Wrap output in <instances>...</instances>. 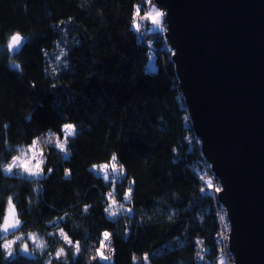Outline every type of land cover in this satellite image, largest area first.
<instances>
[{"label":"trees","instance_id":"1","mask_svg":"<svg viewBox=\"0 0 264 264\" xmlns=\"http://www.w3.org/2000/svg\"><path fill=\"white\" fill-rule=\"evenodd\" d=\"M134 5L143 0H0V158L11 154L5 141L29 144L48 128L60 134L66 122L79 128L70 157L46 153L45 172L54 171L38 179L43 193L34 207L26 198L36 179L0 175V216L13 193L26 229L45 232L46 221L68 212L63 227L83 245L74 261L69 251L70 264H87L89 241L104 230L111 232L114 264H131L133 253H147L154 264H195L200 241L215 264L218 205L197 179L200 157L187 142V111L164 36L147 27L138 34ZM16 30L25 38L8 53L5 40ZM57 44L68 52L62 58L68 66L59 64L52 75ZM9 57L21 63L23 74ZM113 152L126 172L105 183L87 169L108 162ZM65 168L71 170L67 180ZM113 187L117 201L131 195L126 206L132 210L109 219L103 208ZM83 204L92 205L87 215L81 214ZM6 264H37V257L16 255Z\"/></svg>","mask_w":264,"mask_h":264},{"label":"water","instance_id":"2","mask_svg":"<svg viewBox=\"0 0 264 264\" xmlns=\"http://www.w3.org/2000/svg\"><path fill=\"white\" fill-rule=\"evenodd\" d=\"M153 3L201 154L223 185L233 264H264V0Z\"/></svg>","mask_w":264,"mask_h":264},{"label":"clouds","instance_id":"3","mask_svg":"<svg viewBox=\"0 0 264 264\" xmlns=\"http://www.w3.org/2000/svg\"><path fill=\"white\" fill-rule=\"evenodd\" d=\"M151 3V0H148ZM137 6L134 5V8ZM166 15V12H165ZM24 35L16 30L9 34L6 38L4 46L8 53H11L16 49L21 42L24 40ZM58 55L55 58V63L50 66V74L54 75L57 73V67L59 64H63L66 68L67 61L62 58L67 57L68 52L57 44ZM9 64L15 66V69L23 74V68L21 63L9 57ZM30 121V117L26 118ZM8 124H4L6 129ZM78 125L66 122L62 125L61 133L58 134L51 128L46 129L42 134L33 137L29 144H17L10 145L5 141L6 148L11 149L10 156L5 160L0 158V175L10 176L16 174L17 176H26L28 178H40L44 180L48 179L53 168H47L45 172V166L48 163V157L46 153L49 150H54L56 156L60 159L70 157L72 150L69 147L70 143L76 139L78 132ZM208 169L211 170L212 176L215 173L212 171L213 165L207 163ZM88 171L98 172L101 174L102 179L105 183L109 180V171L115 173L119 171L121 176L126 172V169L122 163L119 162V156L113 152L110 154V160L108 162H94L92 163ZM71 176V170L68 168L64 169L62 179L67 180ZM197 179L201 182L207 180V173L204 175L197 174ZM219 179V178H218ZM220 181V180H219ZM221 185L222 182L220 181ZM114 184V182H113ZM223 187V185H222ZM31 197L27 199V206L29 208L34 207L39 203V199L43 193V184L37 180L30 184ZM132 183L128 184V191L131 192ZM203 191V189H201ZM15 193L9 194L5 197L6 200V212L0 216V236L10 231L13 233L7 238L0 239V262L6 264L17 252L31 253L37 257V264H70L69 251L71 252V260H76L82 254V241L73 239L70 233L63 227V222L70 215L68 212H64L58 217H52L51 220L45 222L46 231L41 232L38 228H25V221L23 220L21 213L16 210L14 204ZM116 192L113 187L107 193V201L103 208L104 214L109 218H114L118 211L123 210L125 213L131 212V207L126 205L132 204L131 195L123 197V201L116 200ZM92 207L91 204H83L81 206V214L87 215L89 209ZM175 215L174 211H170L167 219L172 220ZM202 222V217H197ZM72 227L75 229L80 227L79 224L73 223ZM127 240V231L122 237ZM53 244L55 247H53ZM208 249L204 246L203 241H200L198 248L196 249L194 260L195 264H213V260L207 257ZM115 249L113 247V241L111 239V232L104 230L102 238L89 241L88 250L85 253L87 264H92L93 261L104 262L107 264H114L113 256ZM234 255V254H233ZM151 264L148 259V254L144 253L141 256H137L135 253L132 254L131 264ZM215 264H225V262L216 260Z\"/></svg>","mask_w":264,"mask_h":264},{"label":"built area","instance_id":"4","mask_svg":"<svg viewBox=\"0 0 264 264\" xmlns=\"http://www.w3.org/2000/svg\"><path fill=\"white\" fill-rule=\"evenodd\" d=\"M133 18H134V14H133ZM142 29H144V27H142ZM137 32L140 33L141 31L137 30ZM165 44L168 47V44L166 42H165ZM188 122H190V121H187L188 132L190 133V135L188 136V141L187 142L192 143V145L198 151V156L200 157V164H199V167H198L199 172L202 173L203 175L205 173H207V179H210V180L213 181V187L211 189H209V187L205 183V181L203 182L202 189H203L204 193L209 194L213 198L215 203L218 205V206H216L217 207V210H216L217 218H218L219 225H220L218 234L216 235V240H217V243H218V246H219L218 258L219 259H224L225 260L224 261L225 264H233L232 255L230 254V251L228 249V232H229L228 224L226 223V221H224L223 223H221V221H220V216H224V220L226 219L225 210L220 205V203L218 201V193L215 191V188L217 186L220 187V188H221V186H220V183H219L218 179L216 177H213L211 170L208 169V167H207V163L208 162L205 160V158L201 154L200 143L198 142V139L195 136V134H194V132L192 130V127L190 126V123H188ZM221 211H222V214H220ZM224 224L227 225L226 228L224 227Z\"/></svg>","mask_w":264,"mask_h":264},{"label":"rangeland","instance_id":"5","mask_svg":"<svg viewBox=\"0 0 264 264\" xmlns=\"http://www.w3.org/2000/svg\"><path fill=\"white\" fill-rule=\"evenodd\" d=\"M139 8V11H140V15L138 17H136L135 19V22L136 24H138L139 26V30L141 32L144 31V29H142V27H147L149 28V31H158V32H161L162 34L164 33V31L166 30V26H165V22H164V15L161 17V18H157V23L156 24H153L151 22V20H148V19H144L143 17H145L147 14H151V15H155V11H160L164 14V12L158 8L154 3H153V0H151V3H148V0H143V5H139L137 7V9ZM142 8H143V11H142ZM136 9V11H137ZM135 11V13H136ZM145 12V13H144ZM134 13V15H135ZM143 25V26H142ZM142 29V30H141ZM165 40V39H164ZM150 44V41L148 42ZM151 45V44H150ZM149 45V46H150ZM169 48V47H168ZM169 52H170V55L172 54L170 48H169ZM154 68V67H153ZM182 97V96H181ZM183 99V98H182ZM184 103V101H183ZM185 104V103H184ZM186 108V107H185ZM187 121H190L189 120V116H188V113L186 115ZM190 123V122H188ZM190 126H191V123H190ZM192 127V126H191ZM62 134V133H60ZM192 137V136H191ZM193 138V137H192ZM199 142V141H198ZM195 145V144H194ZM97 176L101 177V174L98 173V172H94ZM199 175H203L202 173H199ZM121 174L119 173V171L115 172V173H112L111 171H109V180L111 181H118L121 179ZM33 179H40V178H33ZM123 211V210H121ZM121 211H118V212H121ZM6 212V210H5ZM220 214H222V211L220 212ZM224 221H226L227 223V220L225 219ZM224 227H225V224H224ZM13 233L10 231L9 233H5L3 236H2V239L4 238H7L8 236H11ZM16 255H23V256H31L32 254L31 253H24V252H17L14 256ZM220 261H225L224 259H218ZM151 264H154V263H151Z\"/></svg>","mask_w":264,"mask_h":264},{"label":"snow or ice","instance_id":"6","mask_svg":"<svg viewBox=\"0 0 264 264\" xmlns=\"http://www.w3.org/2000/svg\"><path fill=\"white\" fill-rule=\"evenodd\" d=\"M139 15H140V11H139V8H138L137 11H136V13H135V15H134V18H133V25H132V27H133L134 29H137V30H139V26H138V24H136L135 19H136V17H138ZM163 15H164V14H163L162 12H160V11H155V15H154V16L151 15V14H147V15H146L145 17H143V18H144V19L151 20V22H152L153 24H156V23H157V18H161ZM185 119H187V117H186ZM205 183L208 185L209 189H211V188L213 187V181H212V180L207 179V180H205ZM221 190H222V189H221L220 187H218V186L215 188V191H216L217 193H219ZM220 221H221V223L224 222V216H220ZM226 227H227V225H225V228H226ZM198 243H200V242H198Z\"/></svg>","mask_w":264,"mask_h":264},{"label":"bare ground","instance_id":"7","mask_svg":"<svg viewBox=\"0 0 264 264\" xmlns=\"http://www.w3.org/2000/svg\"><path fill=\"white\" fill-rule=\"evenodd\" d=\"M138 34L141 36L143 34V32H140ZM197 171H198V173H200L198 168H197Z\"/></svg>","mask_w":264,"mask_h":264}]
</instances>
